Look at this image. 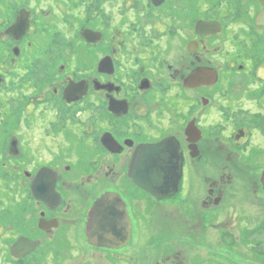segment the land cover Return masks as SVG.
Segmentation results:
<instances>
[{"label":"flooded vegetation","instance_id":"obj_1","mask_svg":"<svg viewBox=\"0 0 264 264\" xmlns=\"http://www.w3.org/2000/svg\"><path fill=\"white\" fill-rule=\"evenodd\" d=\"M165 138L157 195L129 166ZM0 264H264V0H0Z\"/></svg>","mask_w":264,"mask_h":264},{"label":"water","instance_id":"obj_2","mask_svg":"<svg viewBox=\"0 0 264 264\" xmlns=\"http://www.w3.org/2000/svg\"><path fill=\"white\" fill-rule=\"evenodd\" d=\"M177 156L179 151H174L168 138L154 144H143L131 158L129 175L138 185L150 192L157 195L171 194L178 188L182 176V159ZM119 213L126 216V207L117 195L107 194L99 198L90 213V241L104 244V240L110 237L111 241L118 239L120 229L129 234V219L123 220L122 215L117 218Z\"/></svg>","mask_w":264,"mask_h":264}]
</instances>
